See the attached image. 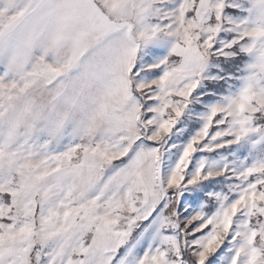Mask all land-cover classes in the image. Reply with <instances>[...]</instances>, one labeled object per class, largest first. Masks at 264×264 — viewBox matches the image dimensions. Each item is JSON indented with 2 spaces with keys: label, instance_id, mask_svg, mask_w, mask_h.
<instances>
[{
  "label": "snow or ice",
  "instance_id": "6c2138e0",
  "mask_svg": "<svg viewBox=\"0 0 264 264\" xmlns=\"http://www.w3.org/2000/svg\"><path fill=\"white\" fill-rule=\"evenodd\" d=\"M0 264H264V0H0Z\"/></svg>",
  "mask_w": 264,
  "mask_h": 264
}]
</instances>
